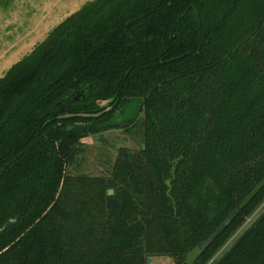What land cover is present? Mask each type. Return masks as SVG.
<instances>
[{
    "label": "trees",
    "instance_id": "obj_1",
    "mask_svg": "<svg viewBox=\"0 0 264 264\" xmlns=\"http://www.w3.org/2000/svg\"><path fill=\"white\" fill-rule=\"evenodd\" d=\"M133 102L140 149L69 174ZM263 206L264 0H97L0 81V264H189L237 212L209 264ZM217 264H264V211Z\"/></svg>",
    "mask_w": 264,
    "mask_h": 264
},
{
    "label": "water",
    "instance_id": "obj_2",
    "mask_svg": "<svg viewBox=\"0 0 264 264\" xmlns=\"http://www.w3.org/2000/svg\"><path fill=\"white\" fill-rule=\"evenodd\" d=\"M97 0H0V81L33 54L50 34L73 15ZM234 212L207 241L187 258L192 264L229 226ZM152 264V259L148 260Z\"/></svg>",
    "mask_w": 264,
    "mask_h": 264
},
{
    "label": "rangeland",
    "instance_id": "obj_3",
    "mask_svg": "<svg viewBox=\"0 0 264 264\" xmlns=\"http://www.w3.org/2000/svg\"><path fill=\"white\" fill-rule=\"evenodd\" d=\"M138 106L139 103L133 102L124 113L119 112L117 114L114 119V122L119 119L118 124L120 126L117 128L102 131L95 136L84 139L83 152L76 158L74 164L68 167L67 172L72 175L107 176L112 171L120 148L140 149L144 140L142 130L143 114L138 111ZM131 120L132 122L128 123ZM263 211L264 209L260 210L249 219L246 225L229 240L209 264H217ZM152 264H176V262L171 257H158L152 259Z\"/></svg>",
    "mask_w": 264,
    "mask_h": 264
}]
</instances>
